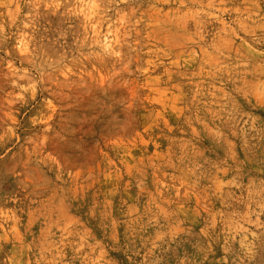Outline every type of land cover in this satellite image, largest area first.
Instances as JSON below:
<instances>
[{"label":"rangeland","instance_id":"1","mask_svg":"<svg viewBox=\"0 0 264 264\" xmlns=\"http://www.w3.org/2000/svg\"><path fill=\"white\" fill-rule=\"evenodd\" d=\"M0 264H264V0H0Z\"/></svg>","mask_w":264,"mask_h":264}]
</instances>
